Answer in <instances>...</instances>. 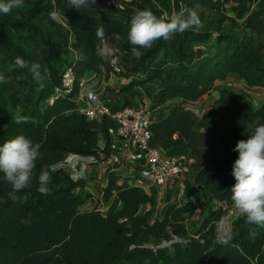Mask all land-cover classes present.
Masks as SVG:
<instances>
[{
  "label": "trees",
  "instance_id": "obj_1",
  "mask_svg": "<svg viewBox=\"0 0 264 264\" xmlns=\"http://www.w3.org/2000/svg\"><path fill=\"white\" fill-rule=\"evenodd\" d=\"M224 1L184 0L187 8L197 4L211 10H220ZM256 1L251 28L243 29L242 39L219 33L208 52L200 56L198 48L209 32L192 29L142 49L140 60L131 56L124 74L131 81L119 90L128 95L122 102H133L137 88L156 79L161 84L159 103L177 97L199 98L230 74L264 87V0ZM56 3L69 25L81 34L70 45L75 50L68 63L76 74L73 93L53 102L49 98L64 69L59 71L55 58L63 53L69 37L61 23L49 17L51 0H33L26 10L0 13V74L6 79L0 83V144L24 135L41 145V158L28 188L14 191L0 173V264H114L122 256V264H144L145 257L151 264H264V227L249 225L238 215L233 220L235 231L227 233L224 242L225 234L217 230L222 210L206 212V201L198 196L203 193L210 203L231 200L230 189L235 184L232 165L238 157L233 148L238 140L247 139L253 127L264 123V103L254 107L233 88L222 89L201 118L192 108L175 103L168 116L152 125L153 142L172 153L194 156L196 169L194 181L188 184L187 200L168 202L157 215L152 193L119 182L111 171L106 173L105 198L115 193L122 201L121 208L108 212L85 208L76 188L86 180H75L67 171L51 168L70 152L99 155L98 122L76 109L73 95L80 91L88 71H100L102 66L110 71L109 61L100 51L104 39L118 33L122 46L128 51L132 47L127 41L132 12L118 15L103 6L108 11L98 16L76 12L61 0ZM150 10L162 16L160 11ZM228 18L226 12L219 20ZM101 27L103 39L97 36ZM18 56L41 65V81L33 80L27 70L13 67ZM36 91L39 94L34 97ZM24 116L28 122L16 123L17 117ZM197 118L202 124L197 125ZM41 167L51 175L49 194L37 190ZM199 207L203 220L191 233L182 216ZM170 240L174 241L165 244Z\"/></svg>",
  "mask_w": 264,
  "mask_h": 264
},
{
  "label": "built area",
  "instance_id": "obj_2",
  "mask_svg": "<svg viewBox=\"0 0 264 264\" xmlns=\"http://www.w3.org/2000/svg\"><path fill=\"white\" fill-rule=\"evenodd\" d=\"M100 1L105 8L118 15L130 13L136 4L148 7L146 0ZM149 1L158 4L164 12L161 15L168 18L165 13L166 8H163L156 0ZM180 3L185 9L184 0H180ZM100 51L107 54L105 58L109 61L110 73L116 77L125 78L124 53L117 50L110 51L106 39L103 40ZM125 54L128 53L125 52ZM75 78L73 67L70 64L66 65L61 72L60 83L53 88L49 102L73 93ZM83 84L84 80L81 82L80 91L73 95V99L77 102L76 109L79 112L98 122L99 155L70 152L62 160L52 164L51 168L65 170L75 180L79 178L86 180L88 178L86 170L89 166L92 163H103L106 173L115 172L117 180L127 186L134 185L149 191L154 185L164 186L174 181L180 192L184 190L186 183L182 177L195 161V157L188 153H172L153 142L152 125L161 118L158 112L162 104L159 103V95H151L145 87L137 88L138 92L133 102H111L94 87L83 91ZM105 119L110 121L107 126ZM106 182H109L107 176ZM90 193L95 208L108 212L110 206L105 198L104 189L98 194ZM215 205L223 212L218 225V230L223 233L226 221L234 220L239 214L230 199H216ZM194 213L196 216L200 215L201 208H197ZM178 239L184 242L189 240V238ZM173 241L170 240L165 244L169 245Z\"/></svg>",
  "mask_w": 264,
  "mask_h": 264
},
{
  "label": "clouds",
  "instance_id": "obj_3",
  "mask_svg": "<svg viewBox=\"0 0 264 264\" xmlns=\"http://www.w3.org/2000/svg\"><path fill=\"white\" fill-rule=\"evenodd\" d=\"M96 3V0H91ZM25 0H0V13L9 14L13 9L24 7ZM68 4L75 10L87 8L90 0H68ZM50 19L58 22L61 14L57 10L49 13ZM201 26L198 13L191 9H181L171 14L168 18L157 16L148 8L136 9L130 17L127 30V41L132 45L131 55L140 60L144 51L151 49L160 39H171L177 33L197 29ZM115 40L121 39L118 33L112 34ZM100 39L104 38V30L101 27L97 31ZM13 67L25 69L33 80H42L41 65L29 62L23 57H16ZM6 79L0 74V83ZM28 117H17L16 123H26ZM247 139L238 140L233 151L238 153L232 165L231 175L235 184L231 187V200L237 213L246 218V223L264 227V123H259L246 135ZM41 145L34 143L24 135H16L0 144V173L3 181L10 184L12 189L20 192L30 186L36 161L41 158ZM51 175L46 167H41L37 177L38 191L41 194H49L48 187ZM24 202L23 199L20 200ZM27 223L28 221H24ZM255 236V232H250ZM227 233L221 239L226 242ZM144 264H151V259L144 258Z\"/></svg>",
  "mask_w": 264,
  "mask_h": 264
},
{
  "label": "crops",
  "instance_id": "obj_4",
  "mask_svg": "<svg viewBox=\"0 0 264 264\" xmlns=\"http://www.w3.org/2000/svg\"><path fill=\"white\" fill-rule=\"evenodd\" d=\"M67 7L70 9L76 11V12H89L95 15H101L103 13H106V9L103 7V4L101 1L96 0V3H91L87 8H81L78 11L72 8L68 4V0H61ZM248 3V8L245 11L242 12H229V9H233V7H229V3L227 2L226 8L228 9L227 14L230 19H234L236 21H239L240 24L248 25L251 28L250 20H251V13L257 6L256 0H244V2ZM52 8L53 10H58L56 0H51ZM142 4H136L135 7L131 10L133 13L136 9H142ZM130 12V13H131ZM61 14V13H60ZM61 23L63 29L67 32L69 37V44L71 45V42L73 40H77L81 34V31L75 28H72L68 23V17L61 14V19L59 20ZM247 28V27H246ZM249 28V29H250ZM248 29V28H247ZM106 41L108 43V46L110 48V51L117 50L119 51L121 49L122 40L119 41L115 40L113 35H110L106 38ZM70 48H72L70 46ZM73 49V48H72ZM74 50V49H73ZM75 52V50H74ZM131 53V51H129ZM131 57V56H130ZM123 79V78H122ZM158 82V85H155L154 83ZM93 84V85H92ZM118 85L120 86L119 78L117 79L116 76L112 75L106 67L102 66V69L100 71L91 70L88 71L84 77V84L82 85V90L87 91V88L94 87L96 90H99L101 93L105 92V89L111 90V96H116L115 93L118 92L120 89H118ZM148 86V87H147ZM146 88H148V92L151 95H158L159 90L161 89L160 80L156 79L154 81H151L146 84ZM226 88H233L238 92L239 97L242 100L249 99L252 101L254 107H259L262 103H264V87L262 86H252L248 84L243 78L238 76L237 74H230L225 79H219L217 80L210 88L209 90L201 97L196 99H187V98H173L169 99L166 102L162 103L158 112L161 117L168 116L170 113V109L174 106L175 103L182 104L184 106H189L194 111L195 115L199 116L201 118L202 114L209 108L210 103L213 101V99L221 92L222 89ZM96 174H98L96 176ZM105 174V167L103 163H92L89 168L86 170L87 179L84 186H80L76 188V192L80 194V196L84 199L83 207L85 208H95L94 203L91 201L90 192H93L95 194H98L101 192V190L108 186V183L106 182V177L104 178ZM175 183V182H174ZM163 190H167L166 192V198L169 200V196H174V193L178 192V188L174 184L173 192L170 190L168 192L169 183L161 186ZM176 191V192H175ZM150 193H152V190H149ZM153 194V193H152ZM154 196V205L156 204L155 199H157ZM107 203L110 206V210H116L121 208L122 201L117 197V195L114 193L108 200ZM167 203V202H166ZM210 203V202H209ZM212 205L211 209H206L205 211H213L216 208L215 200L210 203ZM165 205V204H164ZM161 206V205H160ZM163 205L159 207V211L163 212ZM217 217V216H216ZM220 219L222 216H218ZM225 230L223 233H231L235 231V227L233 225V219H229L225 223Z\"/></svg>",
  "mask_w": 264,
  "mask_h": 264
},
{
  "label": "rangeland",
  "instance_id": "obj_5",
  "mask_svg": "<svg viewBox=\"0 0 264 264\" xmlns=\"http://www.w3.org/2000/svg\"><path fill=\"white\" fill-rule=\"evenodd\" d=\"M32 2H33V0H25L24 7L19 8V10H21V11L26 10L28 7H30L32 5ZM227 2L229 3V7L234 8V10L229 9V12H231V11L241 12V11H245L248 8V3L246 1L244 2V0H227V1L225 0L223 2V7L220 10L206 9L204 7L198 6L197 4H195L191 8L198 13L200 20H201V26L199 28H197V30H205V31L209 32V36L207 38H205V41L203 42L204 44H201L203 46H200L198 48V54L200 56H203L205 53L208 52L209 44L216 40L219 33L231 34L232 36H234L237 39L238 38L242 39L243 38V29H247V28L249 29L250 28L248 25L240 24L239 21H236V22L232 21L230 18L224 19L223 21L219 20L228 11V9L226 8ZM146 3L148 5V7L151 6L150 9H155V10L160 11L161 13H164L163 10H161L159 8L158 4H155V7H152V5L154 4L153 1L146 0ZM158 3L161 4V6L163 8H166L165 13L167 14L168 17L171 16V14L178 12L181 9H184V6L181 5L180 0H179V3H176L175 1H172V0H158ZM148 7H143L142 9H145ZM185 9H187V7ZM165 18H167V17H165ZM2 22H3V20H2V17L0 16V27L2 25ZM119 52H121L122 54L124 53L123 61L127 64L130 56H132L131 53L128 51V49L124 48L122 45H121V49L119 50ZM125 52H127L128 54H125ZM104 55L107 58V54L104 53ZM74 56H75V52L72 48H70V44L65 43L63 53L60 56H57L55 58V63L57 65L59 71H61L64 68V66H66L70 62V60H72L74 58ZM171 60H172V58H171ZM116 78L117 79L119 78V81L121 84L120 86L118 85V89L122 88L124 85L128 84L131 81V79L127 78V77L122 79V77L117 76ZM154 84L158 85L159 83L155 82ZM111 93H113V92H111V90H109V88H108V89H105V92L102 93V95L105 99L110 100L111 102H118V101L122 102L126 99L125 96L126 97L128 96L125 92H120V91L115 93L116 96H113V95L111 96ZM38 94H39V91H36L34 97H37ZM197 117L200 118L198 115H197ZM198 118L196 119V123H197V125H200L202 123H201V120H199ZM195 171H196V169L193 165H190L188 167V170L184 173V175L182 177L183 180L185 181L186 185H187V188L185 187L184 190H182L181 192H180V189H178V192L174 193V196H171V194H170L169 200H168V198H166L167 190L166 191L163 190V188H161V186H159V185H154L152 187L151 190H152L153 195H155V197L157 196L156 197L157 199H155V202H156L155 214L156 215L159 212V207H161L162 205L164 207V204H166V202L167 203L168 202H177V201L178 202H185V200H187V198L189 197V195H188V190H189L188 184H192V182L194 181ZM97 175L98 174H96V176ZM105 177H106V172L104 174V178ZM174 184H175L174 181H171L169 183L168 192H170V190L173 192V189L171 187H173ZM199 195L203 198V200L206 201L205 208L208 210L211 209L212 205L209 202H207V197L203 193H199L198 196ZM163 209H161V210H163ZM194 214L195 213H188V214H183V216H182L183 221L187 224V227L191 233H193L195 230H197L199 228L200 223L203 220L202 214L197 215V216ZM192 218H194V219H192ZM218 232L221 233L219 230H218ZM123 262H124V256L119 258L114 264H122Z\"/></svg>",
  "mask_w": 264,
  "mask_h": 264
}]
</instances>
